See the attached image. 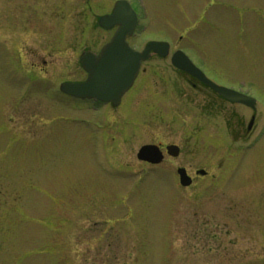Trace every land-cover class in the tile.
Instances as JSON below:
<instances>
[{
    "label": "rangeland",
    "instance_id": "1",
    "mask_svg": "<svg viewBox=\"0 0 264 264\" xmlns=\"http://www.w3.org/2000/svg\"><path fill=\"white\" fill-rule=\"evenodd\" d=\"M114 1L0 0V264H264V0H130L145 6L132 44L169 39L256 99L249 135L250 109L192 88L170 55L143 63L117 108L41 87L20 99L42 61L84 79ZM148 144L179 155L138 161Z\"/></svg>",
    "mask_w": 264,
    "mask_h": 264
},
{
    "label": "water",
    "instance_id": "2",
    "mask_svg": "<svg viewBox=\"0 0 264 264\" xmlns=\"http://www.w3.org/2000/svg\"><path fill=\"white\" fill-rule=\"evenodd\" d=\"M135 24L136 15L129 4L125 1L116 2L112 14L101 17L99 25L105 29L118 25L117 32L111 41L102 48L97 57L89 53L81 56V64L88 71L86 83L81 85L63 84L60 89L73 96L94 97L117 105L121 96L131 87L141 62L149 58L150 52L158 53L162 57L167 54V45L159 42L148 43L141 52L129 48L125 42V37L131 35ZM171 64L195 77L232 103H239L248 107H253L255 103L252 98L246 95L217 86L209 81L180 51L173 54ZM251 123L252 120L248 129ZM166 150L173 157L179 153L178 147L173 145L167 146ZM136 158L140 161L157 164L161 162L162 155L156 146L144 145L138 150ZM177 173L182 186L186 187L191 184V179L186 175L183 168H179ZM196 174L203 176L206 172L200 169L196 171Z\"/></svg>",
    "mask_w": 264,
    "mask_h": 264
},
{
    "label": "flooded vegetation",
    "instance_id": "3",
    "mask_svg": "<svg viewBox=\"0 0 264 264\" xmlns=\"http://www.w3.org/2000/svg\"><path fill=\"white\" fill-rule=\"evenodd\" d=\"M110 12H111V10H110ZM110 12H106V13H104L105 15L106 14H108V13H110ZM104 14H102V15H104ZM115 28L116 27H114V28H112V30H113V33H114V31H115ZM144 29V28H143ZM136 30V29H135ZM113 33H112V35H113ZM138 34L139 33H137L136 31H134V33H133V35L131 36V37H129V38H127V41H128V43H129V45L131 46V47H133V48H135V49H140V48H142L143 47V45L142 46H138V45H135V44H132V39H134L135 37H136V35L138 36ZM111 35V36H112ZM111 36L109 37V39L111 38ZM145 44V43H144ZM84 52H87V51H84ZM99 52V51H98ZM98 52H96V53H98ZM83 53V52H82ZM81 53V54H82ZM35 55L33 56V57H36V53H34ZM80 54V55H81ZM152 56H155L156 57V55H152ZM32 57V56H31ZM37 58V57H36ZM38 58H40V56H39V54H38ZM43 60V57H41L40 58V60ZM79 62V66H80V56H79V60H78ZM41 66H39V67H37V72H38V74H34V75H32L31 76V74H28L29 73V71H31L29 68H26V70H27V74H25V76L23 75V76H21V80H22V82H23V86H25V87H23L24 88V90H23V92L22 93H20V94H18V96H22L20 99H23V96H26V99H29V96H31L32 94V91H33V88H39V87H41V89H46L47 90V95L48 96H51V94H52V91L57 87V86H59V85H61L62 83H67V82H72V83H81V82H83V81H85V79H86V77H87V73L85 72V71H83V69L81 68V66H80V69L82 70L81 72L85 75V77H84V79H79V77H76V78H71V77H68V78H63V79H60V80H58L57 81V76H56V74H49L48 73V70H49V65H48V63H46L45 61H42L41 62ZM33 68H36L35 66H32ZM79 68V67H78ZM77 76V75H76ZM138 76L139 75H137V77H136V80H137V78H138ZM188 78V81L190 82V85H191V87L192 88H196L199 84L197 83V82H195V81H193V79H191V78H189V77H187ZM62 93V92H61ZM64 96H66L64 93H62ZM67 99H69L70 100V102H71V104H73V107L77 104V106L78 107H80L81 105L79 104V102H94V103H101V104H103L105 107L107 106V107H110V108H117L118 106H113L111 103H102V102H99V101H97V100H94V99H86V98H73V97H67ZM122 101V100H121ZM78 109H82L81 107L80 108H78ZM250 112H251V116H250V118L252 117L253 119H254V122H253V126H252V129L247 133L248 135L251 133V132H254L255 131V129L257 128V123H255V118H256V115H255V108L254 109H250ZM98 117V116H97ZM103 117V116H102ZM72 118H74V117H72ZM76 118V117H75ZM100 118V117H99ZM98 120H100V119H98ZM71 121V120H70ZM72 122V121H71ZM75 121H73V123H74ZM163 151H165V150H162V153H164ZM199 228H203V227H201V226H199ZM203 229H205V227L203 228ZM206 230V229H205ZM200 233H202V231H200ZM197 234V233H196ZM198 234H199V232H198ZM200 240L201 239H204V238H199ZM206 243V241H204V243L203 244H205Z\"/></svg>",
    "mask_w": 264,
    "mask_h": 264
}]
</instances>
